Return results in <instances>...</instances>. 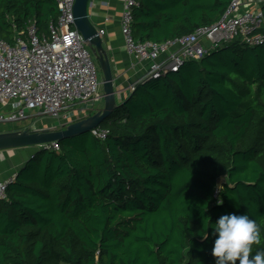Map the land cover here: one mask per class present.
Segmentation results:
<instances>
[{
  "label": "trees",
  "instance_id": "trees-1",
  "mask_svg": "<svg viewBox=\"0 0 264 264\" xmlns=\"http://www.w3.org/2000/svg\"><path fill=\"white\" fill-rule=\"evenodd\" d=\"M136 40L208 26L232 0H135ZM58 0H0V35ZM91 132L39 150L0 199V264H216L212 224L248 214L264 252V43H224L141 82ZM207 232L208 239L202 235ZM239 264V261H237Z\"/></svg>",
  "mask_w": 264,
  "mask_h": 264
},
{
  "label": "built area",
  "instance_id": "built-area-1",
  "mask_svg": "<svg viewBox=\"0 0 264 264\" xmlns=\"http://www.w3.org/2000/svg\"><path fill=\"white\" fill-rule=\"evenodd\" d=\"M75 3L76 0H58L60 14L50 23L47 34H40L31 18L25 29L16 31L13 41L0 35V133L41 131L45 129L42 118L60 120V125L48 128L62 129L70 124L64 115L75 108L88 113L103 99L96 59L75 25ZM135 5V0L124 1L121 33L127 52L147 62L148 72L131 84L130 93L139 83L178 72L187 61L200 59L224 43L238 38L252 46L264 43V0H232L215 23L163 42L135 39ZM98 32L105 34L103 28ZM91 133L105 140L109 131L99 126ZM38 147L61 149L59 142ZM13 178L0 181V199L6 197Z\"/></svg>",
  "mask_w": 264,
  "mask_h": 264
},
{
  "label": "water",
  "instance_id": "water-1",
  "mask_svg": "<svg viewBox=\"0 0 264 264\" xmlns=\"http://www.w3.org/2000/svg\"><path fill=\"white\" fill-rule=\"evenodd\" d=\"M90 1L76 0L74 7L75 25L83 35L102 71L101 86L103 89L104 107L98 109L94 114L68 124L62 129L45 128L41 131L26 129L2 132L0 133V151L40 146L51 142L61 143L65 139L89 133L92 129L99 127L101 122L119 107L117 94L121 90L116 88V77L110 57L104 46V40L90 19L88 11Z\"/></svg>",
  "mask_w": 264,
  "mask_h": 264
},
{
  "label": "crops",
  "instance_id": "crops-1",
  "mask_svg": "<svg viewBox=\"0 0 264 264\" xmlns=\"http://www.w3.org/2000/svg\"><path fill=\"white\" fill-rule=\"evenodd\" d=\"M91 1L92 4L88 9L89 16L97 29L103 28L105 30V34L102 36L104 46L110 57L116 77V88L121 90L117 94V101L119 99L124 102L130 95L129 88L131 84L146 76L148 63L136 59L126 50L120 27L125 0ZM79 109L81 110V108ZM87 116L84 115L82 118ZM31 155L32 151L30 152L29 148L26 147L0 151V181L12 178Z\"/></svg>",
  "mask_w": 264,
  "mask_h": 264
},
{
  "label": "clouds",
  "instance_id": "clouds-1",
  "mask_svg": "<svg viewBox=\"0 0 264 264\" xmlns=\"http://www.w3.org/2000/svg\"><path fill=\"white\" fill-rule=\"evenodd\" d=\"M216 237L212 256L216 264H264V252L252 254V245L260 242V230L248 214L222 215L212 224ZM208 239L207 232L202 235Z\"/></svg>",
  "mask_w": 264,
  "mask_h": 264
},
{
  "label": "rangeland",
  "instance_id": "rangeland-1",
  "mask_svg": "<svg viewBox=\"0 0 264 264\" xmlns=\"http://www.w3.org/2000/svg\"><path fill=\"white\" fill-rule=\"evenodd\" d=\"M95 63H96L97 69H98L99 78L101 79L102 78V71H101L100 66L96 60H95ZM101 93H103L102 87H101ZM122 103L123 102L118 99V104L120 105ZM103 107H104V101L102 99L97 104H95V106L93 108H91V110L88 113L82 112L79 108H75L72 113L70 111L67 115H64V116H66L67 120L70 123H72V122H75L77 120H80V118H82V116H84V115L94 114L98 109H101ZM41 122L43 123L45 128L51 127L53 125L58 126L61 123L60 120H50V119H46V118H42ZM26 148H29L30 152L32 151V155H34L37 151H39L38 146H28Z\"/></svg>",
  "mask_w": 264,
  "mask_h": 264
}]
</instances>
